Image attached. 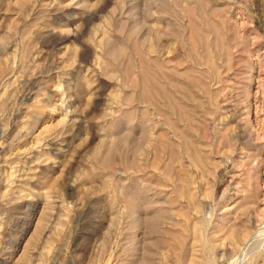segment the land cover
Masks as SVG:
<instances>
[{"label": "rangeland", "instance_id": "1", "mask_svg": "<svg viewBox=\"0 0 264 264\" xmlns=\"http://www.w3.org/2000/svg\"><path fill=\"white\" fill-rule=\"evenodd\" d=\"M0 264H264V0H0Z\"/></svg>", "mask_w": 264, "mask_h": 264}]
</instances>
